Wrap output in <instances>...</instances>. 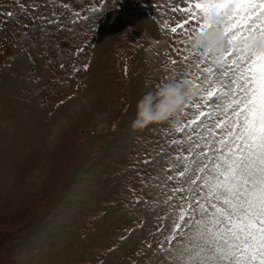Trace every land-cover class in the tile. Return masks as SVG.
Masks as SVG:
<instances>
[{"label": "rangeland", "instance_id": "374dc122", "mask_svg": "<svg viewBox=\"0 0 264 264\" xmlns=\"http://www.w3.org/2000/svg\"><path fill=\"white\" fill-rule=\"evenodd\" d=\"M38 1L0 0L5 8L26 5V11L15 9L6 22L0 20V49L11 47L0 60V264H170L168 253H160L159 246L164 243L167 247L165 237L173 228L171 218L179 215L181 205L190 213L189 204L195 206L197 200L211 209L205 198L207 188L198 187L203 180L197 185L186 184L178 173L187 167V175L193 178L200 175L212 179L209 173L220 156L218 149L223 147L219 143L222 133L215 124L225 118L223 113L205 108L213 114L191 125H200V135L191 140L188 128L170 131L171 121L176 119L138 129L145 137L139 140V150L144 152L137 170L131 169L133 164L129 168L121 166V171L120 166L115 168L124 159L122 153L103 158L109 163L103 170L107 177L103 182L99 178L100 182L94 184L99 175L93 169L109 141L120 134L121 121L127 115L136 116L137 102L146 93L173 80V74L175 79L195 80V68L187 76L180 75L189 72L186 64L172 66L167 63L166 49L155 55L145 46V36L166 40L169 32L162 31L158 21L172 24L177 18L178 13L169 10L174 0H159L169 11L163 14L166 9L161 8L156 14L150 10V16L139 0H113L100 5L97 0H73L80 5L71 0H48L36 10ZM72 6L84 10L86 17L79 27L85 30L73 27L69 31ZM61 13L66 16L57 23H47ZM37 18L40 30L52 31L43 40L35 37L38 28L30 30ZM19 23L23 27L18 35L15 32L19 28L13 32L10 27ZM89 25L94 31L89 50L84 48L82 53L87 70L77 72L75 80L56 91L48 73L54 67L47 62L61 60L63 67L56 71L57 76L67 70L68 63L80 61L82 56L74 58L70 50ZM39 43H43L40 48ZM175 43L173 49L181 47L179 36ZM19 50L25 52L30 63L37 62L36 74L31 77L43 78L41 88L28 80L27 89L20 90L17 79L3 77L13 68ZM36 111L41 112L34 120L30 115ZM187 111L189 115H181L180 120H194L199 113L194 108ZM33 124L32 134L15 136L29 132ZM8 138L17 142L10 145ZM193 141L200 144L197 152L207 153L196 163L188 152ZM115 142L109 146L114 155L125 149ZM197 168L205 171L198 172ZM168 176L173 179L168 180ZM92 188L93 194L89 193ZM96 209L100 218L91 221L88 215ZM165 216L169 218L163 219ZM74 222L80 224L82 233H75Z\"/></svg>", "mask_w": 264, "mask_h": 264}, {"label": "snow or ice", "instance_id": "6c2138e0", "mask_svg": "<svg viewBox=\"0 0 264 264\" xmlns=\"http://www.w3.org/2000/svg\"><path fill=\"white\" fill-rule=\"evenodd\" d=\"M169 10L183 16L174 25L168 20L161 25L162 31L172 34L173 42L179 34L181 47L174 51L182 60L169 56L170 64H186L189 72L180 73L184 76L195 68V80L191 81L200 88L197 99L185 105L182 114L188 116L187 110L194 108L198 115L194 120L171 121L170 131L188 128L190 140L199 136L200 125H191L201 117L212 116L213 112L205 108L220 111L225 118L215 124L222 133L219 143L223 147L218 149L220 156L209 173L212 179L200 175L193 178L187 175V167L178 173L186 184L197 185L203 180L198 187L207 188L205 198L211 209L200 200L195 206L189 204L190 213L181 205L179 215L171 218L167 247L161 243L159 252L168 253L170 264H264V53L237 46L252 35L264 37V0H183V4L177 0ZM212 14L223 18L226 35L225 56L220 62L193 43L197 32L211 26L208 21ZM192 57L195 59L188 63ZM175 78L173 74L171 79ZM204 126L211 131L210 126ZM199 148L195 141L188 148L193 163L207 155L197 152ZM197 171L204 172L205 168ZM136 202L141 203L139 198Z\"/></svg>", "mask_w": 264, "mask_h": 264}, {"label": "clouds", "instance_id": "9594fccd", "mask_svg": "<svg viewBox=\"0 0 264 264\" xmlns=\"http://www.w3.org/2000/svg\"><path fill=\"white\" fill-rule=\"evenodd\" d=\"M222 17L212 14L210 27L196 33L193 43L198 49L220 62L225 56L226 35L222 26ZM247 46L249 52L264 53V37L252 35L237 46ZM200 88L188 79H174L164 83L154 92L146 93L138 102L136 116L131 127L143 129L151 124H161L172 119H179L185 105L195 101Z\"/></svg>", "mask_w": 264, "mask_h": 264}]
</instances>
